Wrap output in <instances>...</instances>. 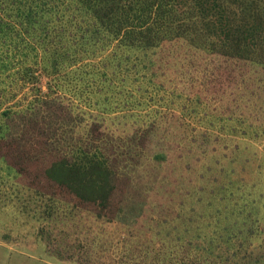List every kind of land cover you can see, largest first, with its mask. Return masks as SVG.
<instances>
[{
  "label": "trees",
  "instance_id": "1",
  "mask_svg": "<svg viewBox=\"0 0 264 264\" xmlns=\"http://www.w3.org/2000/svg\"><path fill=\"white\" fill-rule=\"evenodd\" d=\"M140 59L162 78L169 115L146 110L155 91ZM236 64L264 71V0H0V214L11 221L2 240L25 231L73 264H230L235 253L213 254L214 239L204 253L200 234L185 243L183 221H162L168 234L118 226L162 120L186 127L184 107L174 111L187 91L248 101L240 70L230 89ZM82 107L146 110L148 122L110 133Z\"/></svg>",
  "mask_w": 264,
  "mask_h": 264
},
{
  "label": "rangeland",
  "instance_id": "2",
  "mask_svg": "<svg viewBox=\"0 0 264 264\" xmlns=\"http://www.w3.org/2000/svg\"><path fill=\"white\" fill-rule=\"evenodd\" d=\"M138 65L141 82L146 87L153 85L155 91V104L146 110L157 109L169 115L168 106L158 102L166 94L164 87L157 89L162 78L151 75L145 59ZM231 67L237 69L231 72L234 79L230 89L238 86L235 79L240 70L245 76L243 86L250 89L245 93L248 101L239 107L230 106L213 94L199 93V97L197 90L187 91L191 94L179 100L175 108L178 112L174 111L178 115L184 107L186 127L176 130L169 116L162 120L131 184L127 211L118 228L122 231L130 223L153 234H168L162 221H183L180 224L186 234L181 238L185 243L197 234L205 237L199 242L204 243L200 253L214 239L213 254L220 257L235 253L230 264H264V71L244 64ZM82 109L88 120L101 123L105 131L115 134L148 122L146 110L125 109L104 115L92 107ZM6 173L0 162V176ZM6 188L0 183V199ZM240 212L246 216L239 219ZM249 212L251 218L247 217ZM1 214L0 235L7 232L11 222ZM177 215L180 218L174 220ZM24 233L19 230L10 242L0 237V264H73L49 258L45 249ZM192 241L196 244L198 240Z\"/></svg>",
  "mask_w": 264,
  "mask_h": 264
}]
</instances>
